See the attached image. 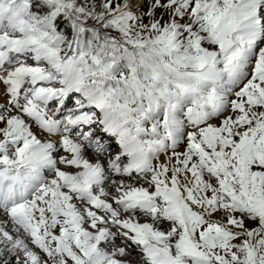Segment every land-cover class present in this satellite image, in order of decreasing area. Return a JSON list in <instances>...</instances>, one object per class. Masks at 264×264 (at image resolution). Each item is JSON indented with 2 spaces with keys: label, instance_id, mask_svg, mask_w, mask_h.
Masks as SVG:
<instances>
[{
  "label": "snow or ice",
  "instance_id": "obj_1",
  "mask_svg": "<svg viewBox=\"0 0 264 264\" xmlns=\"http://www.w3.org/2000/svg\"><path fill=\"white\" fill-rule=\"evenodd\" d=\"M0 264H264V0H0Z\"/></svg>",
  "mask_w": 264,
  "mask_h": 264
}]
</instances>
